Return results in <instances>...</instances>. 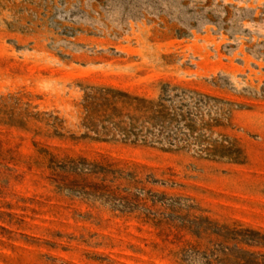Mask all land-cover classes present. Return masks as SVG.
I'll use <instances>...</instances> for the list:
<instances>
[{"label": "rangeland", "instance_id": "1", "mask_svg": "<svg viewBox=\"0 0 264 264\" xmlns=\"http://www.w3.org/2000/svg\"><path fill=\"white\" fill-rule=\"evenodd\" d=\"M0 264H264V0H0Z\"/></svg>", "mask_w": 264, "mask_h": 264}]
</instances>
